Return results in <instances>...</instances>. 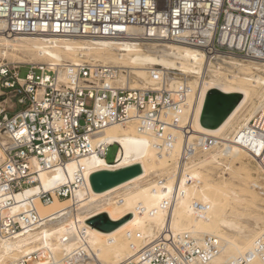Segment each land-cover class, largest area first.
I'll list each match as a JSON object with an SVG mask.
<instances>
[{"label":"built area","instance_id":"obj_1","mask_svg":"<svg viewBox=\"0 0 264 264\" xmlns=\"http://www.w3.org/2000/svg\"><path fill=\"white\" fill-rule=\"evenodd\" d=\"M0 36L120 40L141 46L169 42L197 49L205 68L201 79L200 73L152 66L147 70L150 83L137 88L130 74L101 63L29 64L21 78L20 67L0 60V241L34 233L49 221L39 215L36 201H72L79 190H87L80 161L93 156L106 161L108 149L116 145L113 161H106L115 164L118 142L103 144L100 136L114 126L133 127L157 138L162 153L169 155L177 142L181 148L177 159L169 160L173 173L152 179L162 188L173 183L159 205L164 213L160 230L152 238L129 234L131 253L119 264H211L220 252L216 237L199 241L192 233H173L171 211L183 187L195 181L191 171L211 143L208 138L189 140L202 110L205 78L214 71L231 77L238 70L231 60L264 72V0H0ZM235 143L244 144L264 167V102L238 130ZM70 163L76 166L71 176ZM58 171L63 175L59 184L38 190L24 204L17 202L18 194L41 186L42 174ZM192 211L201 215L205 207L195 203ZM95 261L102 264L81 228L74 237L62 236L57 252L37 245L15 264ZM254 261L264 264V231L251 250L229 264Z\"/></svg>","mask_w":264,"mask_h":264},{"label":"bare ground","instance_id":"obj_2","mask_svg":"<svg viewBox=\"0 0 264 264\" xmlns=\"http://www.w3.org/2000/svg\"><path fill=\"white\" fill-rule=\"evenodd\" d=\"M22 51L27 52V60H39L49 66H56L67 60L75 64L79 63L77 60L83 57L89 58L93 63L99 62L112 68H118L122 75H126L123 73L130 74V77L136 81L133 87L137 88L145 87L150 83L147 70L152 66L178 69L185 75L200 73L201 79L205 72L202 65L203 56L197 49L169 42L162 44L150 42L141 46L135 43L124 44L120 40L46 36L4 38L0 36L1 59L11 62L22 60L17 56V53ZM231 62L237 65L238 72L246 71L247 74L244 73L245 76L241 74L242 77L237 73L230 77L219 71L212 72L208 78H205L201 89V100L204 102L207 92L211 89L240 94L241 100L217 129L202 127L200 124L201 113L195 115L193 131L190 133L189 140L208 138L211 143L209 148L202 152L203 159L194 165L191 175L193 178L199 177L205 169L224 164L227 157L236 160L238 156H241L242 170L245 172H242L245 175L244 181L249 186L248 189L253 190L261 188V185L257 183L258 180L256 181L250 176L249 165L254 162L257 165V170L262 173L263 179L264 167L244 147V144L237 145L235 140L238 130L249 123L264 102V78H262L264 72L262 77L258 76L256 72V75L251 76L250 65L242 64L237 60H231ZM257 69L262 70L260 67ZM196 86V84L191 85L193 89ZM99 142L103 144L118 142L120 152L117 155L116 163L108 164L99 156L81 160L80 164L88 179V189L79 190L72 201L55 200L48 205H41L36 201L39 215L43 219L48 218L49 221L34 233L22 234L10 241H0V264H5L6 257H12L13 260L9 264H15L23 256L34 252L37 245L48 247L53 251L57 250L58 242L62 236L74 237L78 229L81 228L87 231L99 262L119 264L131 253L130 243L132 240L129 238V234L139 232L148 238L156 235L163 224L164 217V213L159 210V205L164 198L169 197L173 183L172 181L166 182L165 187L162 188L153 182L151 177H163L173 173L174 167L169 164V160L177 159L181 143L177 142L167 155L156 148L155 145L160 141L151 134L141 135L133 127L126 129L119 126L106 129L100 136ZM224 148H227L228 151L223 152ZM133 164L141 165V175L103 193L92 191L89 176L93 172L120 169ZM75 168V164L70 163L67 166V174L71 176ZM62 176L59 171L50 175L42 174L40 176L41 186L26 189L23 193L18 194L17 202L26 203L33 194L42 188L44 190L52 189L61 182ZM193 184L184 186V193L178 196L173 204L170 220L172 232L177 234L192 233L199 241L203 236L216 237L220 252L213 258L211 264H229L235 258L251 250L256 238L264 231V217H250L246 214L235 213L234 209L226 206L222 197L217 196L214 200L210 198L215 193L211 187L203 188L202 194L199 195L193 190ZM246 193L245 195L248 194ZM241 202L259 207L253 201L245 198H242ZM195 203L205 207L203 214H194L192 206ZM153 210H156L155 214L154 212L150 213ZM100 213H106L114 221L120 220L126 215H131V217L114 231L103 233L91 228L86 223L88 219ZM247 217L252 219L254 226L251 225L254 228L250 227V229L243 225L244 221L246 222L245 218L248 219ZM16 252L22 254L16 258ZM84 264L98 263L95 261ZM252 264L263 263L254 261Z\"/></svg>","mask_w":264,"mask_h":264},{"label":"rangeland","instance_id":"obj_3","mask_svg":"<svg viewBox=\"0 0 264 264\" xmlns=\"http://www.w3.org/2000/svg\"><path fill=\"white\" fill-rule=\"evenodd\" d=\"M26 54H27L26 51H22V52L17 53V56L22 59L19 61L15 60V62L14 61L11 62L10 60H4V61L14 63V66H16V67H20L19 77H21V78H23L27 73V68H25V67H27V65L43 63L42 61H39V60H32V61L27 60ZM0 60H3V59L0 58ZM80 61L86 62V63H93V61H90L89 58H85V57L77 60V62H80ZM64 62H69V61L67 60ZM70 63H71V61H70ZM248 65H250V64H248ZM260 72H262V71L260 70L259 73H256V74H258V76L262 77L263 72L262 73H260ZM237 73H238V75L240 74L239 76L244 75V73H245V75L247 74L246 71H244V72H242V71L238 72L237 71L234 74H237ZM252 73H254L253 75H256L255 72H253L250 69V74H252ZM262 78H264V77H262ZM116 151H117L116 145H113L108 149V152L106 155V161L107 162L113 161V158H114ZM240 159H241V156H238L236 158V160H233L232 158L227 157V160L224 162V164H222V166L221 165H219V166L214 165V166H211V167L205 169L204 172H202L199 175V177L195 178V181L193 182L194 183L193 184V186H194L193 190L196 191L200 195V194H202V191L204 190L203 188H205L207 186L211 187V189H213L215 191V193H213L210 196V198L212 200L216 199L217 196H220L223 198V201L226 204V206H230L232 209H234L235 213L246 214L250 217H253V216L264 217V214H263V212H264V179H263L262 173L259 170H257V165H255L254 162L250 163V165H249V169H250L249 173H251L250 176L252 177V179L255 178L254 180H256V181L258 180L257 183L259 185H261V188H255L253 190L248 189L249 186H247V184L244 181L245 175L242 174V172L243 173H245V172L242 170L243 166L241 164ZM254 167L256 170L254 169ZM235 172L237 175L234 174ZM256 176L258 177V179ZM153 178H156V177L155 176L151 177V179H153ZM153 182H155V181H153ZM245 193L247 195H245ZM242 198L253 201L254 204L259 205V207L257 208L255 206H251V205H249L250 203H246V204L244 203L243 204L241 202ZM250 217L249 218L247 217L249 220L245 218L246 222L244 221V224H243L249 228L252 227V225L254 226V223ZM247 222H249V223H247ZM252 228H254V227H252ZM57 251H58V249L56 250V252ZM15 254H16L15 257L18 258L22 253L19 254L16 252ZM12 260H13L12 257L11 258L6 257L4 263L9 264Z\"/></svg>","mask_w":264,"mask_h":264},{"label":"water","instance_id":"obj_4","mask_svg":"<svg viewBox=\"0 0 264 264\" xmlns=\"http://www.w3.org/2000/svg\"><path fill=\"white\" fill-rule=\"evenodd\" d=\"M241 100L237 93H224L219 89H211L207 92L201 114L200 124L206 129H217ZM142 167L133 164L127 167L113 170H99L89 176V184L94 193H103L119 185H122L141 175ZM131 215H126L120 220H111L106 213H100L87 220V225L103 233H109L117 229Z\"/></svg>","mask_w":264,"mask_h":264}]
</instances>
